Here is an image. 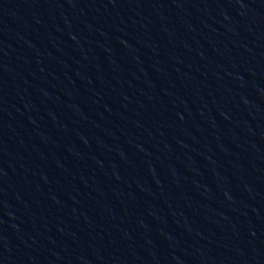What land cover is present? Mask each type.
Listing matches in <instances>:
<instances>
[{
  "label": "water",
  "instance_id": "95a60500",
  "mask_svg": "<svg viewBox=\"0 0 264 264\" xmlns=\"http://www.w3.org/2000/svg\"><path fill=\"white\" fill-rule=\"evenodd\" d=\"M0 264H264V0H0Z\"/></svg>",
  "mask_w": 264,
  "mask_h": 264
}]
</instances>
